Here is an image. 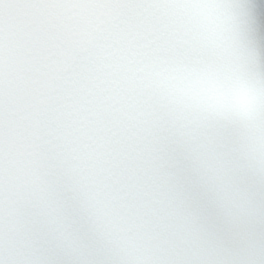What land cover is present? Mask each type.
Masks as SVG:
<instances>
[{"label":"snow or ice","instance_id":"snow-or-ice-1","mask_svg":"<svg viewBox=\"0 0 264 264\" xmlns=\"http://www.w3.org/2000/svg\"><path fill=\"white\" fill-rule=\"evenodd\" d=\"M0 264H264V0H0Z\"/></svg>","mask_w":264,"mask_h":264}]
</instances>
